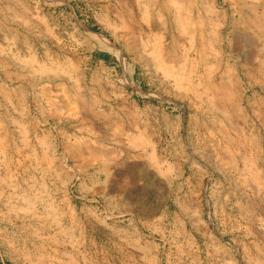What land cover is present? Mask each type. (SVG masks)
Wrapping results in <instances>:
<instances>
[{
  "label": "rangeland",
  "instance_id": "374dc122",
  "mask_svg": "<svg viewBox=\"0 0 264 264\" xmlns=\"http://www.w3.org/2000/svg\"><path fill=\"white\" fill-rule=\"evenodd\" d=\"M263 33L264 0H0V264H264Z\"/></svg>",
  "mask_w": 264,
  "mask_h": 264
},
{
  "label": "crops",
  "instance_id": "0c3cea01",
  "mask_svg": "<svg viewBox=\"0 0 264 264\" xmlns=\"http://www.w3.org/2000/svg\"><path fill=\"white\" fill-rule=\"evenodd\" d=\"M257 42V55L253 65L256 67L257 74L260 75L258 78V85H260L258 95L264 99V33L258 34Z\"/></svg>",
  "mask_w": 264,
  "mask_h": 264
}]
</instances>
